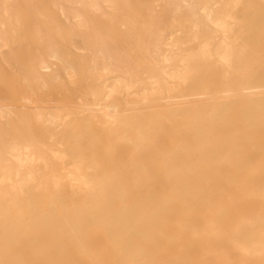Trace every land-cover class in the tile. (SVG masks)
Masks as SVG:
<instances>
[{"label":"rangeland","instance_id":"1","mask_svg":"<svg viewBox=\"0 0 264 264\" xmlns=\"http://www.w3.org/2000/svg\"><path fill=\"white\" fill-rule=\"evenodd\" d=\"M147 1L129 2L143 15L142 20L149 19L148 14L159 15L163 32L170 42L178 43L168 48L183 60L145 65L143 73L150 79L139 84L150 89V82L158 80L174 86L176 80L168 74L199 67L203 71L200 77L207 80L211 91L207 101H221L226 89L224 76H233L216 55L225 35L218 32L212 37L206 61L198 58V50L208 29H216L213 21L247 19L248 4L259 9L258 0H183L186 8L174 13L164 12L165 0ZM79 6L76 0H13L8 13L21 18V27H11L5 20L1 28L11 38L18 34L19 43L13 47L11 39L6 47L0 42L1 87L9 104L6 118L0 120V206L6 208L3 213L10 220L0 227V235L5 236L0 240V264H264V108L251 114L249 100L234 97L217 113L210 107L200 108L203 112L198 119V103H192L194 115L189 112L168 120L158 116L148 124L146 141L136 143L133 134L121 140V134L106 129L109 120L101 116L96 102L117 101L123 109L132 99L131 90L120 82L114 84V98L108 97V86L114 80L99 81L88 59L80 57L82 49L73 56L72 73L78 80L71 83L62 71V88L48 93L49 109L57 116L53 127L38 125L34 105L13 96L15 83L22 76L32 77L29 66L38 61L33 35L39 32L46 40L56 25L66 31L77 29L73 15L84 13ZM106 11L112 14L110 8ZM2 12L0 0L3 19ZM43 19L49 28L42 24ZM55 41L62 48L61 41ZM75 45L83 47L79 40ZM194 98L198 96L189 99ZM198 131L216 146L217 153L231 151V162L203 166V155L219 156L211 154L209 146L198 147ZM69 134L73 138H68ZM71 154L80 156L79 169L74 167ZM169 159L174 166L191 168L192 174L167 178ZM92 188L101 206L111 208L94 210L97 216L85 220L77 213L89 212L85 208L91 206ZM10 197L15 203H8ZM30 204L41 215L52 212L55 219H65L68 224L64 229L73 239L61 230L48 231L40 220L28 226ZM13 220H19V225ZM76 220L84 223L76 227ZM111 230L128 235L123 245L127 252L112 242ZM251 235L254 241L248 239Z\"/></svg>","mask_w":264,"mask_h":264},{"label":"bare ground","instance_id":"2","mask_svg":"<svg viewBox=\"0 0 264 264\" xmlns=\"http://www.w3.org/2000/svg\"><path fill=\"white\" fill-rule=\"evenodd\" d=\"M129 1L130 0H76L78 7L80 8V4L82 6L81 8L84 9H82L84 11L83 14H78L76 11V15H73V19L77 18V29H70L66 31L60 28V26L56 25V27L53 29V32H51L48 36L46 33V40L42 38L43 36L38 31L35 32H38L39 34L36 33L35 35L33 33L34 28L32 29V33L34 34L33 37L35 36L34 40L37 39L35 47L33 42L32 46L35 48V52L38 55V61L34 63L30 60L32 63L29 67L33 73V76H22V78L19 79L17 83H15L16 85L13 86L12 94L13 96H18V101L28 102L30 103L29 105H34V115L35 120L39 123L38 125H44L48 127H53L55 125L57 116L49 109L50 101H48V93L51 91L55 92L59 90V88H62L59 83L60 72L62 71L67 73L68 77H70L68 79L71 80V83H74L78 80H76V75L72 73V70L74 64L73 56H76L74 55V51L79 49L84 51L80 57L83 60L88 59L91 72L97 75L99 81L106 83L111 79L114 80L115 83L108 86L110 89L108 97L114 98L117 92L114 84L118 85L120 82H125L128 87L127 89L131 90L132 99L130 98L131 101L125 102L123 109L117 101L112 100L107 102H96L101 116L109 120L108 124L106 125V129L111 132L121 134L118 137L121 140L126 139L129 134H133L136 143H142V141H146V133L149 130L148 124H152L158 116H163L168 120L170 118L186 116V114H189V112H192V115H194V111H191L192 108H190L192 103H198V119L203 112L200 108L210 107L212 108L213 113H217L220 112V110L225 109V106L232 102L227 101L228 99L234 97H246L247 100H249V108L252 111L251 114H254L253 112H257L261 110V108H264V0H258L257 4L259 9H256L254 6L248 4V12L246 14L247 19H244L240 22L234 20L233 18L224 21H213L212 23L216 25V29H208L205 34L206 40L200 45L198 50V58L201 59V61H206L209 57L207 47L210 45L209 42L212 37L218 32L225 35V41L219 47H217L216 55L229 69H231L233 76H224L226 89L224 90V94L221 96V101H207L210 99L207 96L211 93V91L207 85V80L200 77V73L203 71L199 67L198 69L195 68L185 70L183 73L172 72L171 74H168L171 78L176 80V84L174 86L168 87L167 85H162V83H160L158 80H154L152 83L150 82V89L147 88L146 84H139V82H143L144 79H150L146 73H143V67L145 65L150 66L152 63L158 65L160 63H169L174 61L180 62L183 59H180L179 54L172 53L170 50L171 48H168L169 45L172 47L174 43H177V40L170 42L171 40L161 28L160 21L158 20L159 15L148 14L149 19L144 18L145 20H142L143 15L138 13L136 8H134L135 6L131 5V2ZM149 1L150 0L147 1L148 4L151 2ZM135 2L133 3L136 4L137 2ZM153 2H155V0H153ZM183 2V0H165V6L163 7L164 12L174 13L181 11L183 8H186L184 7ZM1 4L3 6V12L1 14L3 19L0 16V42H3L7 47L8 43L12 39V45L14 47V44L19 43V35L13 34V37L11 38L8 36V32L1 28L2 25H4L5 20L8 21L11 27L16 24L17 27L19 26L20 28L21 18L12 12H10L11 14L8 13V7H13V0H1ZM143 6L145 7V5ZM50 8L52 9V7ZM106 8H110L112 10V14L108 13ZM153 8L154 6L152 9ZM48 10L49 9L47 8V11ZM53 10H55V8ZM53 12L54 11H52V13ZM53 14H55V12ZM69 15L71 16L72 14L70 13ZM55 17L57 20V16ZM38 21H40V19ZM42 24H45L44 19ZM47 27L49 28V26H46V28ZM55 39L61 41L62 48H60L61 46L56 43ZM75 40H79L83 44V47H77L75 45ZM29 41H31V39ZM63 51H66L67 53L64 54ZM18 53L22 54L23 52L18 50ZM186 55L187 57L189 56V54ZM186 55H184V57H186ZM1 84L2 80L0 79V120L6 118V108L9 105L2 93ZM49 84L51 87L48 86ZM71 85L73 86V84H70V86ZM88 86L90 85L88 84ZM164 92L165 95H163ZM195 96H198V98L189 99ZM45 108H48L50 111L46 110L47 112H44ZM87 125L89 124L87 123L86 127H88ZM197 128L198 130H201L199 126ZM90 132L91 131L87 128V133L89 134ZM204 136V133L198 131V147L201 146L202 148H205L209 146V148H211L209 152L211 154L218 155L219 158H209L208 154H205L202 158L203 166L213 163L219 164L226 161L231 162V158H229V153L231 151L217 153L215 149L216 146L214 148V145H212L210 141ZM1 137L0 127V141L2 139ZM67 137L73 138L71 134H69ZM234 155L236 156L235 153ZM79 157V155L76 156L75 154L70 155V158L75 160L74 167L76 169L80 168ZM170 162L171 160L169 159L167 163L169 164L167 167L168 170L165 175L167 178L181 179L186 177L188 174H192L191 168H185L181 165L174 166L170 164ZM199 168L200 165H198V169ZM20 183L22 185V182ZM91 190V206L85 208L89 210V212L77 213V216L81 215L85 218V220L86 218L93 219L95 216H97L96 214L92 213L94 210L111 208V206H101V199L94 198L96 194L95 190H93V188ZM170 190L172 189L170 188ZM13 201L14 200L12 197L8 199V203H15ZM223 209L225 210L226 208ZM27 210V214L31 217V221L27 224L28 226H35L38 223V220H40L42 221V224H44V226L48 229V231H53L56 229L61 230L66 233L65 235L68 239H73L72 234L68 233V231L64 229L68 224L65 219H55V216L52 212H47L41 215L34 204H30ZM5 211L6 208L0 206V227H4L6 223L8 224L10 222V220L6 218L5 214L3 213ZM103 216H110V214H103ZM11 222H14V225H19V220H13ZM83 223L84 222L76 220L73 225L78 227ZM103 223L106 225L121 224L120 222ZM111 231L112 242L120 248L125 249L124 251L127 252L128 250H126V247L123 245L127 240L126 238L128 235H126V233L123 231ZM74 232L78 233V230H74ZM4 238L5 236L0 235V240H3ZM248 239L254 241V239H252V235L248 237ZM238 242L240 244L242 241ZM49 243L53 244L54 240H50Z\"/></svg>","mask_w":264,"mask_h":264}]
</instances>
